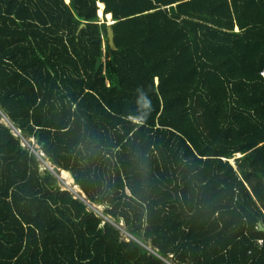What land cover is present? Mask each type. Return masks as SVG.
<instances>
[{
  "label": "trees",
  "instance_id": "1",
  "mask_svg": "<svg viewBox=\"0 0 264 264\" xmlns=\"http://www.w3.org/2000/svg\"><path fill=\"white\" fill-rule=\"evenodd\" d=\"M69 1L0 0V264H264V0Z\"/></svg>",
  "mask_w": 264,
  "mask_h": 264
},
{
  "label": "water",
  "instance_id": "2",
  "mask_svg": "<svg viewBox=\"0 0 264 264\" xmlns=\"http://www.w3.org/2000/svg\"><path fill=\"white\" fill-rule=\"evenodd\" d=\"M103 18H104V17H103ZM113 24H114V20L112 21V23H110V24L108 23V26H109V28H108V37H109V42H110L112 48H113L114 50H118L119 47H118L117 44H116V40H115L116 35H115V30L113 29ZM84 27H85V24H82V25L80 26L79 31L82 30ZM97 42H99V43H103V44H106L105 37H102V38H101L100 40H98ZM106 62H107V55L104 54V55L100 56L99 59H98V62H97V66H96V72H99L100 69L105 65ZM36 153H37V152H36ZM37 155L41 158V160H42V161L44 162V164L48 167V169H50V171H52V172L55 174V177H56L58 180L62 181L61 174H57L56 172H54L51 162H50V164H51V166H50V165H48L47 161H44V160H43L42 157L44 156V153H43V152H41V154L37 153ZM239 157H241V155H239ZM63 171H64V170H62L61 173H62ZM66 172H68V171H66ZM74 184H75V183H74ZM75 188L78 189V187H75ZM70 192L76 193L74 190H73V191H70ZM77 194H78V193H77ZM83 199H86L85 196L83 197ZM259 229L262 230V231H264V225H263L262 222H259Z\"/></svg>",
  "mask_w": 264,
  "mask_h": 264
},
{
  "label": "rangeland",
  "instance_id": "3",
  "mask_svg": "<svg viewBox=\"0 0 264 264\" xmlns=\"http://www.w3.org/2000/svg\"><path fill=\"white\" fill-rule=\"evenodd\" d=\"M103 17H105V16H103ZM109 21H108V23L110 24V23H112V21H113V19H108ZM37 146V145H36ZM38 147V146H37ZM39 148V147H38ZM41 152L42 151H38L37 153H39V154H41ZM239 155L240 154H238L236 157H239ZM47 163H48V165H50V162L49 161H47ZM231 163H233L234 164V160H231ZM51 166V165H50ZM46 168H48L44 163H42V165H41V170H44V169H46ZM63 173V172H62ZM62 173L60 172V174H61V177H62ZM54 176H55V174H54ZM73 179V178H72ZM59 183H60V185H61V187L63 188V190H68V191H75L76 193H78V194H80V193H82L81 192V190H80V188H75V184H74V180H73V182L69 185V182L68 181H66L63 177H62V181H60L59 180ZM97 208L100 210V211H103L104 210V207L102 206V207H100V206H97ZM123 228V227H122Z\"/></svg>",
  "mask_w": 264,
  "mask_h": 264
},
{
  "label": "bare ground",
  "instance_id": "4",
  "mask_svg": "<svg viewBox=\"0 0 264 264\" xmlns=\"http://www.w3.org/2000/svg\"><path fill=\"white\" fill-rule=\"evenodd\" d=\"M104 8H105V6H102V9H101L102 17L105 16V15H104ZM100 16H101V15H100ZM107 17H108L109 19H112V15H108ZM63 172H64V171H63ZM65 174H66V176H68V178L73 182V180L69 177V174H68V173H65ZM62 177H63V176H62ZM64 179H65V178H64ZM65 180H66V179H65ZM66 181H68V180H66ZM68 182H69V185H70V184H71L70 181H68ZM71 185H72V184H71Z\"/></svg>",
  "mask_w": 264,
  "mask_h": 264
},
{
  "label": "built area",
  "instance_id": "5",
  "mask_svg": "<svg viewBox=\"0 0 264 264\" xmlns=\"http://www.w3.org/2000/svg\"><path fill=\"white\" fill-rule=\"evenodd\" d=\"M131 120L134 121V122H137V123H140L142 122V119H139V118H135V117H131ZM260 244L263 243V240H259Z\"/></svg>",
  "mask_w": 264,
  "mask_h": 264
},
{
  "label": "crops",
  "instance_id": "6",
  "mask_svg": "<svg viewBox=\"0 0 264 264\" xmlns=\"http://www.w3.org/2000/svg\"><path fill=\"white\" fill-rule=\"evenodd\" d=\"M66 2H68V3H70V1L69 0H66ZM99 6V5H98ZM102 6H104V5H101V7H99V8H101L102 9ZM104 10H105V8H104ZM108 18V17H107ZM109 19V18H108ZM112 19H113V16H112ZM70 173V172H69ZM70 176L72 177V174L70 173ZM73 178V177H72ZM75 183V182H74Z\"/></svg>",
  "mask_w": 264,
  "mask_h": 264
},
{
  "label": "clouds",
  "instance_id": "7",
  "mask_svg": "<svg viewBox=\"0 0 264 264\" xmlns=\"http://www.w3.org/2000/svg\"><path fill=\"white\" fill-rule=\"evenodd\" d=\"M104 15H105V13H104ZM103 18V17H102ZM104 18H106L107 19V16H105ZM108 20V19H107Z\"/></svg>",
  "mask_w": 264,
  "mask_h": 264
}]
</instances>
